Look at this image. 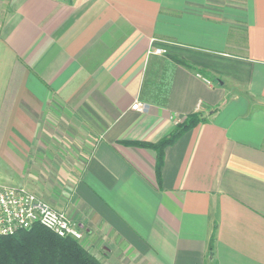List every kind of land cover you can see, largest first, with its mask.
Instances as JSON below:
<instances>
[{"label": "crops", "instance_id": "1", "mask_svg": "<svg viewBox=\"0 0 264 264\" xmlns=\"http://www.w3.org/2000/svg\"><path fill=\"white\" fill-rule=\"evenodd\" d=\"M0 180L101 264H264V0H0Z\"/></svg>", "mask_w": 264, "mask_h": 264}, {"label": "trees", "instance_id": "2", "mask_svg": "<svg viewBox=\"0 0 264 264\" xmlns=\"http://www.w3.org/2000/svg\"><path fill=\"white\" fill-rule=\"evenodd\" d=\"M177 61L189 66L183 61ZM204 121L205 118L201 114L197 112L191 113L169 135L157 143L131 142L127 144L155 149L157 151L156 171L158 173L161 164V153L165 146L173 143L186 129ZM212 242L213 235H211L209 240V252L213 249ZM0 264L100 263L78 241L71 238H61L37 225L28 231H21L9 236H0Z\"/></svg>", "mask_w": 264, "mask_h": 264}, {"label": "built area", "instance_id": "3", "mask_svg": "<svg viewBox=\"0 0 264 264\" xmlns=\"http://www.w3.org/2000/svg\"><path fill=\"white\" fill-rule=\"evenodd\" d=\"M37 225L61 238L78 242L83 239L82 229L65 212L54 209L35 192L0 184V236L28 231Z\"/></svg>", "mask_w": 264, "mask_h": 264}, {"label": "rangeland", "instance_id": "4", "mask_svg": "<svg viewBox=\"0 0 264 264\" xmlns=\"http://www.w3.org/2000/svg\"><path fill=\"white\" fill-rule=\"evenodd\" d=\"M0 184L1 185H7L8 183H6V181L4 180H0ZM8 186H11V185H8ZM15 187H25V186H23V185H17V186H15ZM26 188V187H25ZM28 189V188H27ZM30 190V189H29ZM94 257V256H93ZM100 263V262H99ZM101 264V263H100Z\"/></svg>", "mask_w": 264, "mask_h": 264}]
</instances>
